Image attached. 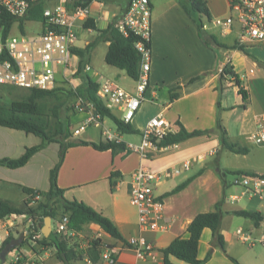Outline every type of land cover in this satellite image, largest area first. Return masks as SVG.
Segmentation results:
<instances>
[{
  "label": "crops",
  "instance_id": "crops-1",
  "mask_svg": "<svg viewBox=\"0 0 264 264\" xmlns=\"http://www.w3.org/2000/svg\"><path fill=\"white\" fill-rule=\"evenodd\" d=\"M109 1L112 2V8H114L112 12L106 13L104 11V1L102 7L93 6L90 10V16L94 19L98 28L105 27L114 16L121 14L128 3V0ZM150 3L149 84L154 88L156 85H166L169 89L176 87L179 96L172 101L168 100L162 104L148 103L145 105L143 103L130 122L131 125L140 134L146 120L159 111L164 112L167 119L174 123L175 130L178 128L175 124L177 120L187 130L213 128L218 117L230 139L233 137V125L225 114L235 110L237 108V102L229 104L223 101V90L227 86H232L236 94H238L237 90L239 86H236L231 81V77L224 79L221 86H219L217 81L218 67L228 61L232 65L233 71L238 75L241 82L240 87L247 94L244 100L240 94L238 95L241 97L242 109L245 113H251V119L246 125L235 123L236 130L238 131V129L244 127L247 136L255 127L256 116L258 114H264V110L261 105L254 102L252 95L247 91L243 77L235 69L231 56L243 50L255 57L252 60L254 65L258 64L262 66L263 64L256 59L263 60L264 56L261 55L262 51L260 50V53L256 48L258 46L264 51V46L254 44L245 46L242 49L236 46L231 48L234 45L232 42L231 44H223L225 46H217L218 50L217 48L214 49L206 45L199 35L194 13H187L183 7V3L187 5L186 1L150 0ZM206 3L211 16H224L226 14L224 0H206ZM80 30L82 31H79V37L76 43L77 48L81 50L87 45L89 47L80 54L75 53L72 58V64L76 69L73 72H68L70 83L77 87L84 85L85 78L88 74L83 69L79 70V72L77 71L81 60L91 65L93 69L92 75L94 76L100 75L98 71L99 68H102V70H108V73L113 78H125L124 70L107 65L106 63L102 67H95L94 52L97 44L102 40L96 33L94 34V30L91 28L83 27ZM102 42L104 44V52L102 55L104 60L108 42ZM219 54L224 55L223 60L219 59ZM253 72L254 70L249 68L246 76H248L247 78L250 81L255 82L258 77ZM197 75L200 76L188 82L191 77ZM178 86L180 87L177 88ZM149 92L150 89L148 90ZM156 95L157 93L155 91V95L153 96ZM217 100L219 102L218 109L216 106ZM166 104L167 108L163 109L162 105ZM84 116V112L81 111H76L73 115L78 125ZM91 126L86 127L83 130H86V133L77 139L73 137L71 128L72 134L68 140H84L88 142L104 141L105 138L102 134L101 126ZM76 127L77 125L73 129ZM115 134L124 142L130 141L122 138L120 132ZM135 141H138V139ZM40 143L41 138L33 133L0 125V159L17 158L27 147ZM220 150L217 132H213L210 138L199 136L186 139L177 143L176 148L156 152L150 160L145 161V164L150 169L158 170L169 164L179 163L183 159H192L191 166L188 170L176 176L163 179L154 187L153 191L155 196L163 199L164 221L167 223V226L162 232L151 233L139 231L137 216L130 213L124 206V198L125 201L130 203V175L140 161L136 153H127L125 151L112 153L110 149L97 150L91 145L68 147L57 171V185L64 190L63 195L65 198L66 195H69L67 199L81 200L110 218L126 240L132 236L142 235L157 250L153 258H146L142 261L135 256L132 249L104 232V240L110 245L115 246V248L120 249L116 261L113 264H141L143 262L146 264H163L160 249L168 245L177 236L187 237L186 225L188 222L197 213L211 210L213 205L221 199L224 183L218 173L219 169L216 170L217 166L214 165L215 161L211 160V157L214 159ZM58 154L59 143L51 141L34 152L22 166L12 168L0 164V199L19 204L27 198L24 187L46 191L49 188V172L58 161ZM195 163H198V165L194 166ZM113 170H117L118 174L110 176V172ZM198 171L199 173L183 188L176 192L168 193L178 183ZM254 171L263 172L264 166L262 170ZM258 200L260 199L258 198ZM226 203L225 199L221 205L224 213L220 221L224 239V250L219 247H214L209 258L203 264H236L229 256L234 257L240 264H264V220L259 222L258 225H255L250 218L229 212L231 210L245 208L226 207ZM246 210L258 211L264 216V204L261 202H257L254 206ZM233 216L242 219L236 220ZM14 222L17 223V228H22L27 224L28 218L20 214L14 219ZM37 226L41 229L42 222H37ZM91 227L94 229L100 228L95 223H92ZM238 228L250 239L246 241L239 239L236 234V229ZM0 232H2L1 228ZM210 239L211 230L207 227L203 228L197 246L198 258L202 259L205 257L209 248ZM25 244L27 247L18 245L14 248L16 249V253L13 256L14 259L18 256L21 262L64 264L55 254L54 247L45 246L39 253H36L32 247L27 243ZM170 259L174 264H190L173 256H170ZM9 264H14V260ZM72 264L108 263L101 259L89 263L82 258L74 260Z\"/></svg>",
  "mask_w": 264,
  "mask_h": 264
},
{
  "label": "built area",
  "instance_id": "built-area-1",
  "mask_svg": "<svg viewBox=\"0 0 264 264\" xmlns=\"http://www.w3.org/2000/svg\"><path fill=\"white\" fill-rule=\"evenodd\" d=\"M224 2L227 13L224 16H211L209 19L205 17L206 20L201 23V28H213L221 37L233 34V43L238 48L254 44L264 46V0H224ZM103 4V0H0V13L4 12L17 19L15 23L19 31L18 34L11 35L9 30L6 37H3L0 29V85L24 90H47L67 82L68 86L75 88L68 77V72L76 69L72 64L75 55L73 49L77 47L76 43L83 23L91 18V8L102 7ZM37 5L40 6V18L25 19L28 11ZM20 19L22 27H20ZM28 23L36 26L29 29ZM114 25L124 35L132 31L140 37V40L135 42V47L141 55L139 76L132 91L125 89L111 78L101 76V80L97 81L96 95L120 120L131 122L143 101L152 102L153 98L155 99L153 96L155 88L150 86L148 80L150 50L147 42L151 33L150 0H128L125 10L116 17ZM225 63L228 61L218 67L217 74L222 72ZM91 69L89 63H84V71ZM79 99L87 109L84 110L81 105H76L85 116L73 129L74 135L80 134L91 125L102 126L101 116L94 112L93 104L83 97ZM162 107L166 109L167 104ZM173 131H175L174 123L167 119L164 112L159 111L146 120L138 141L125 142V152L136 153L140 158L138 166L130 175L129 200L136 208L137 226L141 232L156 233L166 229L163 199L155 196L154 186L163 179L188 170L191 166L192 159L189 158L158 170H152L145 164V161L150 160L156 152L177 147V143L166 146L158 144L163 136ZM102 134L105 139L120 140L117 134L106 128L102 129ZM246 139L256 145L264 144V114L256 116L255 127ZM231 184L239 187L241 191L239 194H230L228 196L230 202H235L245 195L256 196L264 201L262 172L233 173ZM38 197L37 194L34 196L35 199ZM18 215L20 214L13 213L0 219V228L3 231V235H0V247L8 236H21L26 243L31 242L27 243L30 247L41 238V229L30 218L24 227L17 228L14 219ZM21 216L26 217L24 214ZM68 222L67 214H59L52 218L50 234L82 253V258L89 263L92 261L85 253V249L95 240L102 246L100 259L108 264L116 261L120 249L104 240L105 231L101 228L94 229L91 227L92 223L81 230H75L68 227ZM236 234L243 241L250 239L240 228L236 229ZM125 246L132 249L135 256L142 261L153 258L157 251L155 246L142 235L130 237ZM14 264L35 263L21 262L20 257L17 256Z\"/></svg>",
  "mask_w": 264,
  "mask_h": 264
},
{
  "label": "trees",
  "instance_id": "trees-1",
  "mask_svg": "<svg viewBox=\"0 0 264 264\" xmlns=\"http://www.w3.org/2000/svg\"><path fill=\"white\" fill-rule=\"evenodd\" d=\"M189 7L184 6L187 13L190 10H194L201 16L206 18L211 17V13L208 9L206 0H188ZM40 6L37 5L25 16V19H39L40 18ZM125 10V9H124ZM119 15V14H118ZM114 16L103 28H98L94 19L89 18L83 23L84 28H91L97 32L98 37L102 41H107L108 45L104 54V61L106 64L124 70L125 74L133 80H136L140 72V60L141 55L135 47V42L140 40V37L134 34L132 31H128L124 35L114 24L115 19L118 16ZM17 21L13 16L4 12L0 13V29L3 37H6L12 24ZM20 27H22V20L20 19ZM198 32L201 34V24L198 23ZM211 40L216 46H225L219 43L214 35H210ZM208 43L207 39H204ZM150 45V42H147ZM87 45L84 49H73V52L80 54L88 49ZM235 47L232 45L231 48ZM242 49V47L240 48ZM84 61H80L78 65L79 70L83 69ZM198 76L191 77L188 82L193 81ZM231 77V81L238 87V94L241 95L244 100L247 97L246 91L240 87V80L238 75L233 71L230 63H225L222 72L218 73L217 81L221 86L224 79ZM67 82L59 84V86L53 89L41 90V89H28L22 95V98L12 100L9 103H3L0 101V125L10 128L24 130L29 133H33L41 138V143L27 147L23 153L17 158H2L0 164H4L9 167H18L24 165L30 156L42 148L45 144L51 141L59 143L58 161L49 172V188L46 191L33 190L28 187H24L27 193V198L21 203L16 204L8 200L0 199V219L10 214H24L27 218L33 220L34 223L42 222L45 216L54 218L59 214H67L69 217L68 227L75 230L83 229L89 223H95L100 228L108 233L111 237L121 241L124 245L127 244V240L121 235L114 222L104 215L102 212L94 209L88 204L77 199H67L63 195V189L57 185V171L63 160L66 149L75 145H91L97 150L110 149L112 153L119 151H125L126 145L122 140H108L99 142H88L84 140L70 141L68 138L72 132L69 123H63L58 116L57 108H51V114L48 115L44 110L45 100L47 98L56 96L57 93L68 90L72 95L83 97L93 104L94 112H97L101 116V120L104 117L110 118L116 126V129L120 133H136L138 132L130 122H123L120 120L109 108H107L103 101L96 95L98 82L92 79L90 76H86L84 85L81 87L72 88L68 86ZM178 86L177 88H179ZM220 89L219 87H217ZM179 96V92L176 91V87L169 90V101L174 100ZM217 109L219 108V102H216ZM53 118V119H52ZM177 129L173 132L167 133L158 142L159 145L166 146L172 143H179L192 137H204L210 138L213 132H217L218 142L221 149H227L234 153H246L248 147L241 145L235 141H231L228 138L225 128L221 125L219 118H216L213 128L205 129H193L187 130L180 121H176ZM127 152V151H126ZM128 153V152H127ZM217 166L218 163L214 162ZM227 172L236 173V171H227L219 168L223 183V195L219 201H217L213 208L209 211L197 213L186 225L187 237L177 236L173 238L168 245L160 249L163 258V264H174L170 256L181 259L190 264H203L210 256L214 247H219L224 250V239L220 227L221 216L224 211L221 208L222 203L226 199L225 189L227 188L225 176ZM191 175L178 183L170 192H176L183 188L196 174ZM118 174L117 170L110 172V176ZM264 175V171L262 172ZM112 184V183H111ZM38 195V199L34 196ZM54 201L60 203L62 213H57ZM232 214L248 217L255 225L264 220V216L258 211H249L246 209H235L229 211ZM209 228L211 230V239L209 241V248L204 258L200 259L197 256V246L199 238L203 228ZM12 236L6 237L3 244L9 241ZM26 243L22 240L21 244ZM2 244V246H3ZM1 246V247H2ZM45 246H52L55 248V254L64 262V264H72L74 260L82 259L83 255L79 251L69 247L64 241L57 240L51 233L47 237L41 236L37 240L36 244L31 245L32 249L39 253ZM0 247V248H1ZM16 248V247H15ZM14 249V248H13ZM102 246L99 241H93L89 243L85 249V253L92 262H96L100 259V253ZM64 253V258L61 256ZM229 258L236 264H240L234 257Z\"/></svg>",
  "mask_w": 264,
  "mask_h": 264
},
{
  "label": "rangeland",
  "instance_id": "rangeland-1",
  "mask_svg": "<svg viewBox=\"0 0 264 264\" xmlns=\"http://www.w3.org/2000/svg\"><path fill=\"white\" fill-rule=\"evenodd\" d=\"M105 2L104 4V11H106V13L108 12H112L114 10V8H112V2L109 0H103ZM186 1L185 5L183 3V7H189V2L188 0H183ZM220 1V0H218ZM221 5V3H220ZM187 12V11H186ZM193 12L194 13V19L196 22V25L201 24L202 22H204L206 19L204 16L199 15L198 13H196L194 10H190V13ZM189 13V14H190ZM227 13V12H226ZM223 16V15H222ZM33 26H36L35 24H27V28H32ZM198 30V27H197ZM82 31V30H80ZM18 26L16 25V23L14 22L11 26L10 29V34L11 35H16L18 34ZM97 34V32L94 30V34ZM214 35V37L217 39V41L219 43L222 44H231L234 40V35L230 34V35H226L224 37H221L217 31L213 28L211 29H202L201 28V34H199L201 36V38L203 39L204 43L206 45H209L211 47H213L214 49L217 48L216 44L211 40L210 35ZM204 39H207L208 43L205 42ZM218 50V48H217ZM256 50L258 52H260V50L262 51L261 55L264 56V51L262 49H260L258 46L256 48ZM103 52H104V44L101 41L100 43L97 44V48L94 52V65L95 67H102V65H105V61L103 60ZM246 53V54H244ZM245 55V56H244ZM219 59L223 60L224 59V55L222 56L221 54H219ZM255 59V57L250 54L247 53L246 51L241 50L240 52L234 54L231 56V60L232 63L235 67V69L237 70V72L239 73L240 76L243 77L244 80V84L246 86L247 91L252 95V99L254 100L255 103H258V105H261L263 110H264V59H256L259 62H261L263 65H258V64H253L252 60ZM108 65V64H107ZM249 68H252L254 70L253 74L255 76L258 77L257 81L253 82L250 81L246 76V73L248 72ZM92 71L88 70V71H84L88 74V76H90L92 79L100 81L101 80V76L102 77H108L111 78L113 80H115L119 85L129 89V90H134L135 88V80L131 79L130 77H128L126 74L125 78H119V77H114L108 73V70H102V68H99L98 73L100 75H92ZM116 78V79H115ZM77 87V86H76ZM169 87H167L166 85H156L155 87V91L157 93V95L155 96V99L153 98L154 101L150 102V101H143V103L145 105H147L148 103L152 104V103H165L167 102L169 99ZM25 92L24 89L22 88H17V87H13V86H8V85H0V101L3 103H9L12 100H17L22 98L23 93ZM224 92V97H223V101L228 102L229 104H233L237 102V108L235 110H233L230 113L225 114L226 117L228 116V119L230 120L231 124L233 125L232 128V136L230 138V140L235 141L241 145H245L248 147V151L246 153H234L231 152L227 149H221L218 154L214 157V159L211 157V160L215 161L218 163L217 167H220L221 169H226L228 170H241V171H254V170H262L263 166H264V144L262 145H256L251 143L249 140L246 139V134L244 131V127L238 129V131L236 130V126L235 123L237 124H243L246 125L248 123V121L251 119V113L250 112H244V110L242 109V101H241V97L240 95L236 94V91L234 90V88L232 86H227L224 88L223 90ZM81 100L79 99L78 96H74L71 93L68 92V90H64L61 91L59 93H57L56 96H52L47 98V100H45V104H44V110L45 112L50 115L51 114V108L56 107L57 108V113L59 116V119L63 122V123H69L70 125V129L72 128L73 131V127L74 126H78V122L77 120L73 117V115L76 113V111L78 112L79 110L77 109L76 105L79 104L82 106V108L84 110H86L87 108L84 107L83 103H80ZM143 103L141 105H143ZM144 105V106H145ZM137 114V113H136ZM53 119V118H52ZM75 123H74V122ZM102 125L101 129L106 128L108 130H110L112 133H118L115 124L113 123V121L108 118V117H104L102 120ZM93 127V126H91ZM238 132V133H236ZM84 133H86L85 131H82L80 134L78 135H74V138H79L81 136L84 135ZM122 138H125L127 140L130 141H135V140H139L138 136V132L136 133H121ZM105 138V137H104ZM198 163H195L194 166H197ZM225 179L227 180V188L225 189V194H226V207H241V208H251L252 206H254L257 202H261L264 204V201L262 200H258V198L256 196H242L240 199H238L235 202H230L228 200V196L230 194H239L241 189L239 187L233 186L231 184V180H232V173L227 172ZM155 187V186H154ZM69 195H66V198ZM53 205L55 206L57 213H62V209L60 206V203L58 201H54ZM124 206L127 208V210L130 211V213L134 214V216H137V211L136 208L130 204L128 201H125L124 198ZM234 219L236 220H240L242 218L237 217V216H233ZM54 223V222H53ZM43 224V223H42ZM54 226V225H53ZM0 235H3V231L0 232ZM27 243H31V242H27ZM21 247H27L25 243L20 245ZM14 253H16V249H11L5 256L4 262H0V264H9L12 263V261L14 260L13 256Z\"/></svg>",
  "mask_w": 264,
  "mask_h": 264
},
{
  "label": "water",
  "instance_id": "water-1",
  "mask_svg": "<svg viewBox=\"0 0 264 264\" xmlns=\"http://www.w3.org/2000/svg\"><path fill=\"white\" fill-rule=\"evenodd\" d=\"M219 167H216L218 170ZM51 230V217L45 216L43 218V224L41 226V233L43 236L47 237L50 234ZM22 241L21 236L13 237L9 241L5 242L0 248V262H3L6 254L13 248L17 247ZM61 256L64 258V253H61Z\"/></svg>",
  "mask_w": 264,
  "mask_h": 264
}]
</instances>
